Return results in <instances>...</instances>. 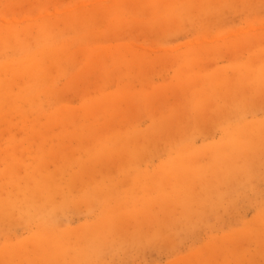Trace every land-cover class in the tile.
Returning <instances> with one entry per match:
<instances>
[{"label":"rangeland","instance_id":"374dc122","mask_svg":"<svg viewBox=\"0 0 264 264\" xmlns=\"http://www.w3.org/2000/svg\"><path fill=\"white\" fill-rule=\"evenodd\" d=\"M0 264H264V0H0Z\"/></svg>","mask_w":264,"mask_h":264}]
</instances>
